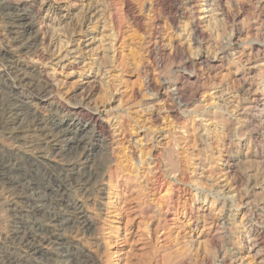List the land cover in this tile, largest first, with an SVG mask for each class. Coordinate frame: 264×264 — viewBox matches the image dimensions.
<instances>
[{"label": "rangeland", "instance_id": "rangeland-1", "mask_svg": "<svg viewBox=\"0 0 264 264\" xmlns=\"http://www.w3.org/2000/svg\"><path fill=\"white\" fill-rule=\"evenodd\" d=\"M210 1L20 0L35 16L23 35L0 11V50L26 72L19 85L0 79V105L62 127L72 115L60 104L99 117L102 127L76 130L81 142L55 152L40 130L0 125V148L36 180L56 178L86 148L99 170L88 195L59 178L53 189L91 225L64 239L98 264H200L203 255L204 264H264L248 242L255 233L264 242V0ZM29 35L43 58L17 52ZM40 79L55 83L44 101L27 87ZM19 192L0 181V264L25 254L10 235L14 218H28Z\"/></svg>", "mask_w": 264, "mask_h": 264}, {"label": "bare ground", "instance_id": "bare-ground-1", "mask_svg": "<svg viewBox=\"0 0 264 264\" xmlns=\"http://www.w3.org/2000/svg\"><path fill=\"white\" fill-rule=\"evenodd\" d=\"M211 1L207 4L220 6L225 2V0ZM25 5L26 4H23L20 0H0L1 14L5 16L10 26H12L11 28L13 30L16 29L15 32L20 33V35H23L25 29L34 22L35 17L31 15ZM214 9L211 8L210 11ZM221 11H223V9H221ZM37 19H39V17ZM33 38L34 36L32 35L23 38L22 44L20 45L21 48H18L17 52L29 49L33 50L39 59L43 58L44 51H42L41 48H27L34 42ZM58 40H60V38H58ZM50 42L51 41H49V44ZM55 42L54 46L51 43L53 48H50L51 46L49 47L51 49L50 52H53V55L56 54V51L59 52L63 45L65 46L63 41L64 44L61 45L60 43V45H58L59 47L56 48ZM9 51L2 52L0 50V79L3 80L4 83H9L8 86L11 87V83L13 82H16L18 85L25 82L26 72L20 67L18 59L14 56L15 52L10 53ZM67 53H69V50H66L64 56H66ZM59 54L60 52L57 55L59 56ZM59 59H61V57L58 58V60ZM54 84V82L50 83L47 79H40L29 82L27 87L32 94V98L44 101L47 100L49 93L53 91ZM254 99L255 98H253V100ZM66 103L68 104V102ZM3 105L4 106L0 105V125L2 128L9 129L13 124L21 123V127L27 128L32 133L36 130H40L41 133L39 134L43 136L44 141L46 139L47 143H52V145L49 143V146L54 152L60 149L58 146L62 142L68 149L71 148V141L73 139L77 143L81 142L79 135L75 133L76 130L80 131L86 128L93 129L96 127H102L98 119L99 117L97 118V114L85 109V104L84 106L77 103H74V105L72 103L71 105L60 104L57 107L60 113L62 112L63 114L72 115V117H70V122H68L66 127H62L60 124L61 122H59L60 120L54 121L50 119L48 121L47 119L34 116L32 112L27 114L26 117H23L21 113L22 106L16 102L11 103V105ZM24 114L25 113H23V115ZM29 117L30 119H28ZM87 131L89 132V130ZM6 135H8L9 138H17L20 136H13L12 131L8 132ZM55 145H58L57 149ZM11 160L12 158L6 155L5 151L0 148V181L3 184L19 188V199L21 204L26 208L28 218H25V215H18L14 218V225L10 231L13 242H17L16 244L24 249L25 254L23 256H15L11 253L5 254L4 263L72 264L76 258L82 257L83 264H98L93 255L83 252L79 247L68 242L67 239H64V236L62 235L63 232L61 233V231L65 229H71L74 230V232H86L91 228L88 220L81 215V212H79L80 206L77 201L66 198L64 192L65 189L59 187L60 184L65 187L72 181V183L76 184L79 189L83 191L85 196L86 194L88 195L85 191H88L91 182H94L95 184V178H98L99 170L97 172L91 168L92 166L89 163L91 159H89V153L86 148L84 147L79 151L77 149V151L73 152V155L63 163V167L61 168L62 172L58 173L56 178L47 174L46 182L33 179L31 177L33 176L32 168L29 170H26L27 168H25V170H23L24 168L20 167L21 165L18 166V163H14V161L10 162ZM57 178H59L58 182H60V184H57L58 189H53V182H55ZM12 209L14 211L17 210L14 207ZM252 237L253 238H251L250 235L248 237L250 248L256 247V253H263L264 255V242L258 241L259 234L255 233ZM43 246H46L50 252H54L56 258L52 256L53 254L51 253L43 252ZM218 255L220 254L217 253L216 259ZM206 261L207 256L203 255L200 259V264H204ZM248 264L251 263L248 262Z\"/></svg>", "mask_w": 264, "mask_h": 264}]
</instances>
